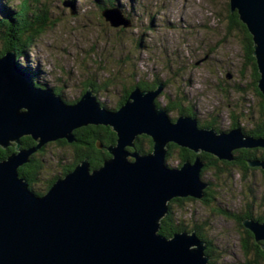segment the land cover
I'll return each instance as SVG.
<instances>
[{
  "label": "water",
  "instance_id": "water-1",
  "mask_svg": "<svg viewBox=\"0 0 264 264\" xmlns=\"http://www.w3.org/2000/svg\"><path fill=\"white\" fill-rule=\"evenodd\" d=\"M229 5L252 37L264 98V0H229ZM102 17L111 26L130 23L117 10ZM15 61L13 51L0 58V148L7 150L14 141L19 152L0 161V264H207L195 232L170 239L159 234L173 199H203L207 188L201 159L169 169L167 145L232 161L238 148L264 149V140L244 138L239 129L219 134L200 129L190 117L172 123L155 104L161 85L155 91L134 89L114 112L101 109L91 91L64 105L52 90L35 88ZM87 126L116 133V144L107 150L111 157L93 171L85 160L43 198L33 195L18 178L29 154L50 141L74 143V131ZM140 136L151 138L153 152L129 153L127 147L135 149ZM23 137L38 145L22 150ZM248 165L264 169V162ZM243 225L264 243V223Z\"/></svg>",
  "mask_w": 264,
  "mask_h": 264
},
{
  "label": "rangeland",
  "instance_id": "rangeland-1",
  "mask_svg": "<svg viewBox=\"0 0 264 264\" xmlns=\"http://www.w3.org/2000/svg\"><path fill=\"white\" fill-rule=\"evenodd\" d=\"M99 1L129 19V25L111 26L97 7ZM6 2L18 9L21 6L19 0H0V6ZM31 5L34 12L46 11L53 26L28 48L22 63L42 69L37 84L47 85L46 90L59 88L62 92L58 97L64 105L81 98L82 91L91 82L98 90L96 96L102 108L114 112L134 84L150 86L160 80L163 83L158 84L161 90L156 100L161 109L169 103H179L177 105L192 110L195 116L189 117L197 121L198 128L214 123L216 130H212L218 134L234 130L232 124L236 115L239 119L235 129L240 130L242 137L256 140L247 134L255 127L254 123L261 122L260 99L253 89L252 72L245 68L241 36L235 32L230 36L227 32L229 0H31ZM156 89L157 85L151 91ZM167 115L172 121L181 117L178 111ZM28 139L33 140L31 137L21 139L22 150L38 145L34 140L28 145ZM62 142L50 141L29 154V162L24 165L39 167V172L33 171L32 185L18 172L19 180L38 198L49 192L48 184L56 180L67 163H72L75 152L85 148ZM15 147L12 141L7 150L19 154ZM242 149L255 148H238L232 161L216 158L227 165H219L215 170L206 169L203 164L201 179L206 189L210 186L213 192L210 203L193 198L195 201L172 207L175 218L188 230L180 234L191 236L193 228L203 227L213 245V249L208 250L207 242L201 240L207 264L210 261L212 264H247L252 260L247 261L243 254L244 231L234 216L247 209L244 203L257 202L263 197L264 174L260 170L264 169L253 166L259 170L246 175L240 173L233 164L241 159L236 152ZM174 151L167 167L180 169L179 153ZM63 179L60 176L57 180ZM251 190L256 197L249 202ZM256 205L252 209L255 216L259 214ZM249 221L264 223L246 220Z\"/></svg>",
  "mask_w": 264,
  "mask_h": 264
},
{
  "label": "trees",
  "instance_id": "trees-1",
  "mask_svg": "<svg viewBox=\"0 0 264 264\" xmlns=\"http://www.w3.org/2000/svg\"><path fill=\"white\" fill-rule=\"evenodd\" d=\"M75 1V0H73ZM20 8L13 7L12 5H9L8 3L2 4L0 6L2 15L0 17V40L3 43V50L0 51V58L3 57L7 52L13 51L15 53L16 57V65L17 67L23 71L25 74H28L33 82V85L35 88L46 90L47 85L37 84V81L40 78L41 73L43 72L42 69L36 68L33 69L30 66H25L22 63V58L24 59L28 55V48L32 46L35 40L41 38L47 31V29L51 28L53 25H50V18L47 16L46 11L42 12L39 11H32L31 10V0H19ZM105 2H97V7L100 9L101 13L104 11H107L109 8L107 7ZM111 7H119L117 5H111ZM32 12V14L30 13ZM129 18V17H128ZM228 34L231 36L233 32L237 33V36H241V43L244 48V60H245V68H249V70L252 72V75L250 78H252V85L254 92L256 93V96L260 99V116H261V122L254 123L255 127L247 134L252 136L253 139H261L264 140V98L261 94L259 88H258V81L260 79V74L258 72L256 60L253 57V41L250 33L248 32L247 27L239 20L238 13L231 12L230 9V22L227 29ZM242 76L243 73H242ZM163 83L162 81L158 80L154 84L150 86L143 85V83H136L134 84L130 90L126 92V96L123 97L122 101L118 105L117 110L121 109L123 105L127 102V99L129 98V95L131 92L139 88L140 90H147L151 91L155 88V86L158 84ZM59 89V88H58ZM56 90L55 87H53L52 91L56 96H59L61 94V90ZM88 91H91L95 96L98 93V90L94 87V83L89 82L84 91H82V95L86 94ZM83 95V96H84ZM82 97V96H81ZM97 97V96H96ZM158 99V98H157ZM80 100V99H79ZM99 103V101L97 100ZM67 104V105H73ZM155 104L158 108H161L157 100L155 101ZM179 103H169L166 107H164V110H166L167 113H173V112H179L181 116H191L194 117L195 115L192 113V110L183 108L180 105H177ZM100 105V104H99ZM101 109H103L102 105H100ZM116 110V111H117ZM239 118H236V115L233 117V128L235 129ZM176 120L174 119L172 123H175ZM214 122V121H213ZM201 129H215L214 123L205 124V125H199ZM106 128V129H105ZM103 126H87L80 128L78 130L74 131L75 135V141L73 144L81 143L82 145L89 146L84 148L81 152H79L78 157L82 160H87L90 167H93L94 169H98L104 165V161L106 159H109V155L107 154V150L109 147L113 146L117 142V136L116 134L112 133L111 130L108 127ZM102 129H105L106 131H102ZM98 143L102 146L103 149L98 148ZM34 145V144H31ZM148 148L149 150L147 151ZM140 151L142 154H148L153 152V141L148 136H140L137 138L135 142V149H129V151L132 153V151ZM176 150L179 153V161H180V167L183 166L185 163L190 162L194 163L197 158L201 159V162L204 164L205 168L208 169H218L220 167L219 165H227V163H220L218 160L206 153H201L199 155L195 154L194 152L179 147L175 144H168L167 145V156H166V164L167 161L172 158ZM238 153V154H237ZM235 154V151L233 152ZM11 155V151L8 150H2L0 149V161H5L9 156ZM236 155H240L241 159L237 162L235 161L233 165L237 166L239 168L240 173L243 175H246L249 171H258V167H249L248 162H255V161H263L264 162V149L261 148H255V149H242L241 151H237ZM239 159V158H238ZM132 160V159H131ZM78 165L72 166L68 172H72V170L77 167ZM214 169V170H215ZM261 169V168H260ZM36 170V168H35ZM206 171V170H205ZM204 171V172H205ZM263 174L264 171L260 170ZM18 172L20 175L26 174V166L23 165L19 168ZM203 173V172H202ZM219 173V172H218ZM217 173V174H218ZM220 174V173H219ZM55 183V180L50 181V183L47 186V190H49L51 187H53ZM211 185V184H210ZM210 193H213L211 191V187L209 186L208 189L204 190L205 197L203 198L205 203H210L212 199V195ZM251 195L247 199L250 198L254 200V197H256V193L251 190ZM262 198L260 201H253V203L243 205L247 207V209L244 210L243 213L240 212L237 213L234 216L235 222L243 229L244 231V237L242 242V251L245 255L247 261L249 258H252V260L248 261L247 264H264V248H263V242H256L255 236L252 232L245 230V226L243 225V222L247 219L254 220L257 222H263L264 221V194H262ZM251 200V202H252ZM187 201H195L193 198H176L173 199L169 204V213L161 220L160 222V231L159 234L163 237H166L168 239L172 238L174 235L181 233L182 231H188L187 227L183 228L182 222H179L175 216L174 211L172 209L173 204H183ZM248 201V200H247ZM259 209V214L256 216L253 215L252 209L254 206H257ZM247 210V211H246ZM231 217V215H227ZM203 228V227H202ZM200 228H193L192 231L195 232L198 239L206 241L207 242V249L212 248V243L209 241L207 234H204L203 229ZM213 249V248H212ZM212 256L214 258V250H212ZM210 254V253H209ZM216 256V255H215ZM217 257V256H216ZM209 264H212V261L209 262Z\"/></svg>",
  "mask_w": 264,
  "mask_h": 264
},
{
  "label": "flooded vegetation",
  "instance_id": "flooded-vegetation-1",
  "mask_svg": "<svg viewBox=\"0 0 264 264\" xmlns=\"http://www.w3.org/2000/svg\"><path fill=\"white\" fill-rule=\"evenodd\" d=\"M52 90V89H51ZM97 98V97H96ZM80 99V98H79ZM79 99H76L75 101H74V104H76L78 101H79ZM73 104V105H74ZM31 141H32V143H33V140H31V139H28V145H30V143H31ZM59 141H66V140H59ZM64 142H62L63 144H65ZM67 142V141H66ZM68 143V142H67ZM22 144H23V142H22ZM25 144V143H24ZM71 144H73V143H71ZM76 145H81V146H84L85 148L86 147H88L89 148V146H87V145H82L81 143H76V144H73V146H76ZM25 146H26V144H25ZM98 148L99 149H103L102 148V146L100 145V143H98ZM114 146V145H113ZM78 155H79V152H75V158L72 160V163H67L66 165H65V167H63V171L60 173V171H59V173L60 174H58V175H56V178H54V179H56L55 180V183L57 182V179L58 178H60V176H63L64 178L68 175V174H70V173H72L75 169H76V167L72 170V172H70V173H66V172H68L71 168H73L72 166H74V165H78V164H80L81 162H83V161H85V160H82V159H80V157H78ZM33 160H34V158H32ZM87 161V160H86ZM88 162V161H87ZM89 163V162H88ZM28 165V164H27ZM33 166V165H32ZM32 166H30V165H28L27 167H26V174H25V179H26V182H28L30 185H32V182L35 180V174H33V171L35 170V168L34 167H32ZM91 166V165H90ZM38 168L39 167H37L36 168V172H37V170H38ZM91 168V170L93 171V170H96V169H94L93 167H90ZM101 168V167H100ZM99 169V168H98ZM38 172H39V170H38ZM51 181H53V180H51ZM54 183V184H55Z\"/></svg>",
  "mask_w": 264,
  "mask_h": 264
}]
</instances>
